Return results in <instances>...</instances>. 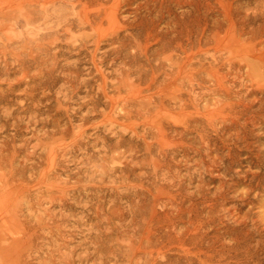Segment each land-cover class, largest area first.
Wrapping results in <instances>:
<instances>
[{"label":"rangeland","instance_id":"374dc122","mask_svg":"<svg viewBox=\"0 0 264 264\" xmlns=\"http://www.w3.org/2000/svg\"><path fill=\"white\" fill-rule=\"evenodd\" d=\"M8 1L15 3L22 0H0V16L3 18H0V156L2 155L0 175H7L5 176L7 179L0 177V188L3 186L0 189V216H2L0 227L2 226L5 233L7 230L9 233L11 229L8 235L12 243L14 241L12 239L20 231L26 233L27 230L24 238L29 235V227L31 231L35 229L34 232L38 236L30 232L33 234L32 239L31 234L30 238L27 237L31 242H28L26 237L24 244L21 237L19 241L22 243L18 242V244L24 246L15 247L17 237L22 235L18 233L16 242L13 243L16 248L14 249L9 247L10 238L7 234L6 236L4 234L5 240L1 239L4 232L0 229V243H3L2 247L4 244L6 246L1 254L3 261L6 260L9 264H23L25 259H28V262L25 260L26 264H47V261L49 264L58 262L63 264L69 262L75 264H264L263 74L258 81L263 87L258 86L259 91L255 88L254 95L247 97L250 100L257 96L263 104L260 112L261 121H257L255 125L251 140L249 139L250 146L249 148L242 146L240 152L236 151L231 159L232 163L231 160H225L219 164L218 170L209 172V177L212 179L205 177L207 180L205 188L209 192L215 191L219 183L218 178L225 182L228 192L222 200H218L219 203L215 202L212 208L208 205L209 201L208 204H204L198 217H196L197 206L192 202L186 201L182 206L184 211L177 213L169 209L168 205L156 200L157 194L153 186L167 180L162 179L160 173L154 176L153 168H150L152 165L147 162L146 165L149 166L145 165L146 159L149 160L146 144L151 139L148 137L142 139L143 134L151 127L150 119L164 116L168 112L171 114L174 112L173 115H176L178 111L174 110L178 109L176 104L178 101L173 99L177 95L182 93L188 103L191 100L189 110L192 111L194 99H198L200 92H206V90H193L190 85H186V80V83L180 82L179 75L188 79L195 65L197 66L195 68L200 69L199 67L215 64L211 58L213 50H209L210 54L201 51L197 57L194 56V60L198 61L194 66H187L186 61L176 55L162 58L165 53L172 52L176 48L177 42L187 46L189 44L187 38H190L194 44L200 41L199 38L208 41L214 30H219V35L224 38L236 34L241 41L245 40L244 51L258 53L261 57L249 62L255 66L259 62V66L256 67L263 70L264 0H120L113 9V13H116L115 19L110 23L104 19L103 12L99 13L102 0H86L89 1V9H83L85 13L87 12L85 17L76 14L78 9L82 8L80 7L82 4L77 0H54L53 4L48 0H35V3H31L32 0H23L22 2L25 1L33 6V20L29 21V24L22 16H19L18 20L8 19L9 15L14 13L13 5ZM45 1L48 3L45 4ZM96 15H99V19ZM100 17L101 20L104 19V28L97 32L91 25L94 18L99 21ZM65 20L68 22L73 20V25L68 32L66 31L67 33L60 31L68 23ZM161 44L169 45L170 50L167 48L162 52ZM157 53L159 56L164 54L159 58ZM215 56L217 61L221 62V58H226L228 54L218 51ZM159 59L163 60L162 65L165 66L160 64L158 71L157 68L152 70L151 66L158 65ZM243 66H245L242 67L244 73L247 66L246 64ZM149 70L156 74L155 77L153 75L154 78L148 74ZM164 70L166 75L163 73ZM221 72L226 73V68L221 69ZM141 73L146 74V77ZM232 81L233 77L227 82L232 83ZM164 83H167L165 88ZM243 84L240 95L253 88L246 81ZM163 89L165 93L170 92L169 96L165 94L166 97L164 92L162 94ZM153 91L158 92L159 95H153ZM205 95L202 96L203 99L209 98L211 101L216 99L214 96L210 98ZM232 99L237 100L238 97L232 96ZM148 100H151L154 106L156 104V107L151 106ZM159 102H162V106ZM147 104L149 106L146 110L149 111L152 107L154 112L151 108L149 112L145 110V113L143 108H147ZM203 104L202 102L201 105ZM163 106L165 108L167 106L168 109L173 108L172 112L170 109L165 111ZM256 107L257 105L252 109ZM138 110L144 113L140 114ZM136 111L137 116H135ZM160 111L166 113L162 114ZM151 112L152 116H150ZM146 114L150 115L146 116ZM144 117L149 118L145 120ZM172 122L170 121V124H176L175 126L181 122L179 127L183 124L179 120ZM215 143L217 146L221 145L218 140ZM179 158L178 156L177 159ZM193 163L194 158L186 164L190 165L189 173L195 177L191 182L185 170V163L181 161L180 167H177L185 186L183 193L194 192L199 184L197 167ZM43 172L44 174H41ZM22 178L24 182L20 180ZM6 180L7 185L4 184ZM140 183L142 184L138 185ZM150 183L149 186L153 190L151 195L154 196L148 195L144 203L143 195L141 197L137 194L142 193L143 185L146 188ZM3 200H8L5 201L6 205ZM136 205L137 209L139 207L144 209L139 208L138 211ZM19 206L24 208L21 209ZM131 206L133 208L130 209ZM95 208H98V211H95ZM6 209L8 214L5 213ZM30 210L32 213L29 212ZM122 210L123 215L120 214ZM42 216L47 224L49 223L47 226L53 224L52 227L55 225L57 227L53 230L47 227H45L47 230L44 227L36 228V226H44L42 223L45 221L41 219V223L35 222ZM107 216L112 222L107 220ZM5 217L8 219L5 220ZM18 218L19 221L15 224ZM32 219L36 224L33 225ZM140 223L142 225L139 226ZM10 224L12 227L18 226L17 232L16 227L12 228ZM100 236L102 238L99 239ZM145 237L157 241L150 248L151 253L146 252L147 254L143 255L139 246L147 242ZM238 238L242 240L240 245L237 242ZM136 247L138 248L135 249ZM10 248L12 251H18L19 248L18 252H12L15 253L14 255L18 253L15 259ZM27 249H30L28 253ZM5 252L7 255L4 254ZM94 252L101 253L94 254ZM203 252L212 255L210 257ZM8 253L9 257L5 258Z\"/></svg>","mask_w":264,"mask_h":264},{"label":"bare ground","instance_id":"6f19581e","mask_svg":"<svg viewBox=\"0 0 264 264\" xmlns=\"http://www.w3.org/2000/svg\"><path fill=\"white\" fill-rule=\"evenodd\" d=\"M23 1V0H22ZM22 1H16L15 3H14V1H10L11 2V4L13 5V9H12V11L14 12V13H11V15H9L10 17L8 18V19H12V18H15V20H18L19 19V16H22V18H23V20H25V22L27 23V24H29V21H31L32 22V17H33V6H32V4H27V2H22ZM35 0H32L31 1V3L32 2H34ZM37 1V0H36ZM39 1V0H38ZM119 1L120 0H102V2L100 3V9H99V13L100 12H103V16H104V19L105 20H107V23H110V21L111 20H114L115 19V16H116V13H113V9L115 8V6L119 3ZM9 2V1H8ZM9 2V3H10ZM46 2L47 1H45L44 3L46 4ZM48 2H52V4H53V2H55L54 0H48ZM47 2V3H48ZM77 2H80L81 4H82V6H80V7H82V8H80V9H78V12L76 13L77 15H81V16H87V12L85 13L84 11H83V9H86V10H88L89 9V1L87 2L86 0H77ZM126 2V1H125ZM35 3V2H34ZM33 3V4H34ZM39 3V2H38ZM37 3V4H38ZM41 3V2H40ZM43 3V2H42ZM99 3V2H98ZM1 4V3H0ZM6 4V3H5ZM9 5V4H8ZM40 6V5H39ZM41 7V6H40ZM84 7H86V8H84ZM88 7V8H87ZM118 9V8H117ZM11 11V12H12ZM35 11H36V6H35ZM3 12V11H2ZM91 12V11H90ZM7 13V11L5 12V14ZM0 14H1V12H0ZM69 14V13H68ZM8 15V14H7ZM6 15V16H7ZM5 16V15H4ZM5 16V17H6ZM97 16V15H96ZM4 17V18H5ZM61 17V16H60ZM98 18L97 19H99V15L97 16ZM0 18L1 19H3L1 16H0ZM17 18V19H16ZM80 19H82V18H80ZM86 19H88V17L86 18ZM104 19H102L101 20V17H100V20L99 21H97V20H95V18H94V21H93V24L91 25V27L93 28V30H95V31H100V30H102L103 28H104V22H103V20ZM68 20V19H67ZM85 20V19H84ZM55 21V20H54ZM66 21V20H65ZM79 21V20H78ZM87 21V20H86ZM16 22H18V21H16ZM30 22V23H31ZM66 22H68V21H66ZM115 22V21H114ZM79 24V23H78ZM73 25V20L72 21H69L68 23H67V25H65V26H63V30H60V31H62V32H64V33H67L68 32V30H70L71 29V26ZM35 26V25H34ZM121 27V26H120ZM4 29V28H3ZM222 29V28H221ZM11 31V30H10ZM9 31V32H10ZM59 31V32H60ZM67 31V32H66ZM215 32H213L212 33V35H211V37L208 39V41H207V39H206V41L204 40L203 41V39L202 38H199L200 39V41H201V39H202V44L200 43V41L197 43V44H194L193 43V41L190 39V38H187V43H189V44H187V46H183L182 45V43L181 42H177V45H176V48L174 49V50H172V52L170 51L169 53H165V55H163L162 56V58H167V57H172V56H174V55H176V56H178L180 59H184L186 62V64H187V66H194L195 65V63L196 62H198V61H195L194 59V56L195 57H197V54H199V52H204L205 54H210V53H208L209 52V50H213V52L211 53V58H212V60L215 62V64H211L210 66H208V67H203V68H201V67H199L200 69H198V68H195V67H197L196 65L194 66V67H192V69L191 70H193V73H192V75L190 76V78H188V79H186L185 77H181L179 74V78H180V82H185V80L187 81V83H186V85H190V87L194 90V89H199V90H206V92L205 93H199L198 95V99H194V103L192 104V111H190L189 110V104H191L190 102H191V100L189 101V103H188V100H186V99H184L183 98V96H182V93L180 94V95H175L176 97L174 98V99H176V100H174L173 99V101H178V103L176 102V104H178V109L177 110H174L175 112L176 111H178V112H176V115H173V113L171 114V113H169L168 111H169V109H170V111H171V109H173V108H167V106H166V108L164 107V109H165V111H166V109H168V113H166V112H164V113H162L161 111V113L162 114H165L166 113V115H164V116H154L155 118H153V120L152 119H150L151 120V127L150 128H148L149 130L146 132V133H144L143 134V136H142V139L143 140H145L147 137L149 138V139H151V141L150 142H148L147 144H146V153H147V155L149 156V160L148 159H146V161H145V165H146V162L147 163H149V165H152V166H150V168L152 167L153 168V172L152 173H154L153 175L154 176H157L158 175V173H160V175H162L163 176V178L162 179H164V180H167V181H164V182H162V183H160V184H158V185H154L153 186V188H154V192L157 194V196H155L156 197V200L158 201V202H160V203H162V204H164V205H168L170 208L169 209H171V210H173V211H175V212H177V213H181V212H183L184 211V209H183V204L186 202V201H189V202H192V204H194L195 206H197V211H196V217H198L199 216V214H200V212H201V209L204 207V204H208V201L210 202L208 205H209V207L210 208H212L211 206H213L214 204H215V202H220V201H218V200H222V198H224V196L226 195V193L228 192V187L226 186V184H225V182L224 181H221V179H219L218 178V181H219V183H218V185L215 187V191L214 192H209V190H207L206 188H205V186H206V184H207V180L205 179V177H209L210 175L208 174L209 172H212L214 169H219V164L220 163H223L225 160L227 161H230L234 156H235V154H236V151H241V149H242V146L244 147H247V148H249V146H250V143H249V139L251 138V136H252V132H253V130H254V128H255V125L257 124V121H259L260 120V112H261V108H262V101H261V99H257V96L256 97H254L253 99H247V97L249 96V95H251V94H253V93H255L256 91L254 90L255 88H257L258 89V86H259V88H261V87H263L262 86V84H261V86L259 85V77H261V75L263 74V76H264V73H263V71H264V64L262 65L263 67H262V69L263 70H261V69H258L256 66L259 64V62H257V65L255 66V65H253V64H251L249 61L251 60V61H253V59H255V58H258V57H260L259 55H258V53H249V52H246V51H244L243 49V47H244V45H245V40H243V41H241V38L239 37V36H237L236 34H230L229 36H228V38H224V37H221L220 35H219V30H214ZM56 33V32H55ZM86 33H89V32H86ZM227 33V32H226ZM50 35V34H49ZM61 35V34H60ZM138 35H140V34H138ZM38 37V36H37ZM57 37H59V36H57ZM137 37V36H136ZM52 39V38H51ZM85 39V38H84ZM53 40H55V39H53ZM88 40V39H87ZM3 44V43H2ZM38 44V43H37ZM212 44V45H211ZM24 45V44H23ZM137 46H139V44L137 45ZM169 45H165V44H161V47L163 48V51L162 52H165V50H167V48L170 50V48L168 47ZM205 46V48H202V47H204ZM26 47H27V45H26ZM161 48V49H162ZM145 49L146 50H148L147 49V47H145ZM160 49V50H161ZM48 50V49H47ZM14 51V50H13ZM30 51V50H29ZM43 51V50H42ZM117 51V50H116ZM218 51H220V52H226L227 54H228V56L226 57V58H224V59H222L221 58V62H219V61H217V58H216V56H215V54L218 52ZM32 52V51H31ZM180 52V53H179ZM23 53V52H22ZM159 54H161V53H159ZM162 54H164V53H162ZM161 54V55H162ZM157 55H158V53H157ZM160 55V56H161ZM223 55V54H222ZM28 56V55H27ZM159 56V55H158ZM160 56H159V58H160ZM261 58V57H260ZM21 59V58H20ZM58 59V58H57ZM158 59V58H157ZM173 60V59H172ZM176 60V59H175ZM263 60H264V58H263ZM159 61H160V59H159ZM162 61L163 60H161L160 62H159V64L158 65H156V66H154V67H152L151 66V64H150V66H151V69L153 70V69H155V68H157L156 69V71H158L159 70V65L161 64H163L162 63ZM165 62H166V60H164ZM171 61V60H170ZM183 60H181V62H182ZM255 61V60H254ZM258 61V60H257ZM172 62V61H171ZM176 62H178V61H176ZM242 62H244V63H242ZM149 63V62H148ZM184 63V62H183ZM182 63V64H183ZM211 63H213L212 61H211ZM170 64V63H169ZM172 64V63H171ZM176 64H179V63H176ZM181 64V63H180ZM188 64H190V65H188ZM246 64V66H247V70L245 71L244 69L245 68H243V70H244V73L242 72V67H245V66H243V65H245ZM173 65V64H172ZM185 65V64H184ZM127 66V65H126ZM130 66V65H129ZM132 66V65H131ZM148 66H149V64H148ZM162 66H165V65H162ZM182 66V65H181ZM186 66V65H185ZM259 66V65H258ZM169 67V66H168ZM213 67V68H212ZM260 67H261V63H260ZM143 68V67H142ZM147 68V67H146ZM150 68V67H149ZM160 68L161 69H163L161 66H160ZM174 68V67H173ZM185 68V70H186V67H184ZM223 68H226V73H222L221 72V69H223ZM129 69V68H128ZM137 69H139V68H137ZM141 69V68H140ZM165 69V68H164ZM170 69V68H169ZM181 69H183V67L181 68ZM131 70V69H130ZM142 70V72H143V69H141ZM147 70V69H146ZM145 70V71H146ZM176 70V69H175ZM173 71V73H175L176 71ZM191 70H187V71H191ZM140 71V70H139ZM150 71V70H149ZM148 71V72H149ZM170 71V70H169ZM172 71V70H171ZM181 71V70H180ZM130 72V71H129ZM136 72V71H135ZM135 72H134V74H135ZM147 72V71H146ZM151 72V71H150ZM148 73L150 76H152L153 77V75H154V77L156 76V74H154V72H153V74H152V72L151 73ZM181 72H183V71H181ZM180 72V74H182ZM202 72H204V74H201ZM132 73V72H131ZM156 73V72H155ZM159 72H157V74H158ZM163 73L165 74L166 73V70H164L163 71ZM169 73V72H168ZM167 73V74H168ZM171 73V72H170ZM172 73V74H173ZM186 73V72H185ZM188 73V72H187ZM190 74H191V72H189ZM126 74H128V73H126ZM140 74V73H139ZM172 74H170V75H172ZM184 74V73H183ZM141 75H144V74H142L141 73ZM146 75V74H145ZM144 75V77H146ZM166 75V74H165ZM169 75V74H168ZM167 75V76H168ZM228 75H231V77H233V81H232V83L230 84L229 82H227V81H229L230 79H231V77L230 76H228ZM132 75H130V77H131ZM159 76V75H158ZM157 76V77H158ZM230 77V79H228L227 80V78L228 77ZM124 77H126V75L124 76ZM138 77V76H137ZM143 77V76H142ZM153 77V78H154ZM174 77V76H173ZM173 77H172V79H173ZM175 77H176V75H175ZM227 77V78H226ZM151 78V77H150ZM152 78V79H153ZM139 79V78H138ZM152 79H150V81L152 80ZM169 79H171V77L170 78H168L167 80L168 81H170ZM264 79V78H263ZM125 80V79H124ZM128 80V79H127ZM156 80H158V78H156ZM260 80H261V78H260ZM172 81V80H171ZM244 81H246V82H248L249 83V86H251V87H253L252 89H249L248 91H246L245 89H247V87H245V93L243 94H241L240 95V91H241V89H242V85H244L243 83H244ZM261 81H263V80H261ZM122 82H123V80H122ZM128 82V81H127ZM152 82V81H151ZM157 83V82H156ZM229 83V84H228ZM153 84H154V82H153ZM165 84L167 85V83H164V88H165ZM170 83H168V85H169ZM175 84V83H174ZM173 84V85H174ZM171 85V84H170ZM176 85V84H175ZM186 85H185V87H186ZM248 86V85H247ZM163 87H161V89L163 88ZM169 87H172V86H169ZM175 87H177V86H175ZM187 87H189V86H187ZM244 87V86H243ZM234 88H236V90H234ZM159 89V88H158ZM166 89H168L169 91H171L169 88H166ZM176 89V88H175ZM159 91V90H158ZM167 91V90H166ZM169 91H167L168 93H170ZM179 91H180V88H179ZM243 91V90H242ZM258 91H259V89H258ZM154 92V91H153ZM163 92H164V95L165 94H167V96H169L168 95V93H165V91H164V89H163V91H162V94H163ZM172 92V91H171ZM173 93V92H172ZM184 93V92H183ZM1 94V93H0ZM154 94H158V92L157 93H153V95ZM195 94H196V92H195ZM205 94H207V95H205ZM159 95V94H158ZM204 95L205 96H207V97H210L211 98V96H214V97H216V99H214V98H212V99H214V101H211V99H209V98H207V99H203L202 98V96L204 97ZM254 95V94H253ZM161 96H163V95H161ZM161 96H160V98H161ZM166 96V95H165ZM164 96V97H165ZM166 96V97H167ZM232 96H237L238 97V99L237 100H233L232 99ZM163 97V98H164ZM165 97V98H166ZM221 97V98H220ZM147 98V97H146ZM151 98V97H150ZM169 98V97H168ZM249 98V97H248ZM170 99V98H169ZM190 99V98H189ZM161 100V99H160ZM159 99H158V101H160ZM164 100V99H163ZM165 100H167V99H165ZM148 101H150V104H151V100H148ZM169 101H171V100H169ZM155 103L157 102L156 100L154 101ZM163 102V101H162ZM162 102L160 103V105L162 104ZM204 103L203 105H201V103ZM153 103V102H152ZM149 104V103H148ZM147 104V108H143L144 109V111L146 110V109H148V106L150 105H148ZM159 105V107H161ZM255 105H257V107L255 108V109H252V107H254ZM151 106H153V107H156V104H155V106H154V103L153 104H151ZM158 106V105H157ZM176 106V105H175ZM162 107V108H163ZM152 107H150L149 108V111H150V109H151ZM176 108H177V106H176ZM111 109V108H110ZM175 109V108H174ZM190 109H191V107H190ZM140 110H142V109H140ZM163 110V109H162ZM139 111V110H138ZM144 111H142L143 113H144ZM147 111V110H146ZM146 111H145V113H146ZM149 111H147V112H149ZM151 111H153V108L151 109ZM156 111V110H155ZM158 111H159V109H158ZM140 112V111H139ZM139 112H138V117H140V114L142 113V112H140V114H139ZM154 112V111H153ZM172 112V111H171ZM131 114H134V113H131ZM161 114V115H162ZM145 114H142V116H144ZM148 115H150V114H146V116H148ZM160 115V114H159ZM132 116H134V115H132ZM135 116H137V111H136V114H135ZM150 116H152V112H151V115ZM177 117H178V119H177ZM147 118H149V117H147ZM146 118V119H147ZM151 118V117H150ZM144 119H145V117H144ZM145 119V120H146ZM148 120V119H147ZM177 120H179V121H182V125L179 127L178 125H179V123H181V122H179L178 123V125L177 126H175V125H171L170 124V121H171V123H173L172 121H177ZM117 121V120H116ZM261 121V120H260ZM145 122V121H144ZM132 123V122H131ZM146 124H148L147 122H145ZM150 123V122H149ZM128 126V125H127ZM150 126V125H149ZM136 130V129H135ZM146 130V129H145ZM138 136V135H137ZM214 136V137H213ZM219 141V143L221 144L220 146H217L216 145V141ZM251 140V139H250ZM3 144V143H2ZM224 150H225V152H224ZM180 157L179 159H177V157ZM0 157H2V155L0 156ZM192 158H194V165L197 167V171H198V182H199V184L196 186V189H195V191L194 192H191L190 194H187V193H183V187L185 188V186H183V183H182V181H183V178L180 176V174H179V171H178V169H177V167H180L179 165H180V162L181 161H183L184 163H185V165L186 164H189V161L190 160H192ZM2 160V159H1ZM5 160V159H4ZM149 161V162H148ZM7 162V161H6ZM143 162V161H142ZM231 163H232V160L230 161ZM218 163V164H217ZM143 164H144V162H143ZM6 165V167H7V164H5ZM126 165V164H125ZM149 165H146V166H149ZM124 166V165H123ZM139 166H141L142 167V165H139ZM144 166V165H143ZM145 166V167H146ZM12 167V166H11ZM125 167V166H124ZM123 167V169H125ZM144 167V168H145ZM9 168V167H8ZM173 168H175L176 170L174 171V170H172L171 171V169H173ZM148 169V168H147ZM189 169H190V165H186V168H185V170L188 172V179H189V181L191 182V181H193V180H195V177L192 175V173H189ZM7 171H9L8 169H6ZM134 170V169H133ZM0 171H1V167H0ZM6 171V172H7ZM14 171V170H13ZM29 171V170H28ZM3 172V171H2ZM6 172H4V174H6ZM11 172V171H10ZM121 172V171H120ZM123 172V171H122ZM147 172V171H146ZM14 173V172H13ZM145 173V172H144ZM0 174H1V172H0ZM8 174V173H7ZM41 174H44V172L43 173H41ZM146 174V173H145ZM207 174V175H206ZM9 175V174H8ZM11 175H12V173H11ZM20 175V174H19ZM123 175V174H122ZM140 175V174H139ZM138 175V177H141V176H139ZM148 175H149V173H148ZM204 175V176H203ZM221 175V174H220ZM3 176V178H5V179H7L5 176H7V175H2ZM2 176L0 175V177H1V179H3L2 178ZM16 176V175H15ZM14 176V177H15ZM35 176V175H34ZM55 176V175H54ZM11 177V176H10ZM143 177V176H142ZM141 177V178H142ZM20 178V177H19ZM40 178V177H39ZM146 178V177H145ZM150 178V177H149ZM152 178V177H151ZM159 178V177H158ZM210 179H212V177H209ZM4 179V180H5ZM9 179V178H8ZM12 179V178H11ZM11 179H9V180H11ZM42 179V178H41ZM147 179V178H146ZM152 179H154V177L152 178ZM161 179V180H162ZM8 180V181H9ZM14 180V179H13ZM19 180V179H18ZM20 180H23V178L22 179H20ZM27 180H29V179H27ZM142 181H143V179H141ZM160 180V179H159ZM34 181L35 180H33V183H34ZM41 181V180H40ZM39 181V182H40ZM43 181V180H42ZM147 181V180H146ZM152 181V180H151ZM17 182V181H16ZM23 182H24V180H23ZM37 182V181H36ZM47 182V181H46ZM152 182H154V181H152ZM151 182V183H152ZM156 182V181H155ZM1 183V182H0ZM7 183V180L5 181V185H7L6 184ZM32 183V184H33ZM42 183V182H41ZM45 183V182H44ZM142 183H144V182H142ZM142 183H140V184H138V185H141ZM148 183V182H147ZM151 183L150 184H147V187L145 188V185H143V187L141 188L142 189V193H139V192H137V193H139V194H137V195H143V202L145 203V201H146V198H147V196L148 195H151V194H153V190L150 188V186L149 185H151ZM10 184H11V182H10ZM13 184H15V183H13ZM21 184H25V183H21ZM39 184V183H38ZM51 184V183H50ZM155 184V183H154ZM1 185V184H0ZM29 185H30V183H29ZM35 185V184H34ZM45 185V184H44ZM138 185L136 186V187H138ZM153 185V184H152ZM25 186V185H24ZM28 186V185H27ZM51 186H53L52 184H51ZM61 186V185H60ZM114 186V185H113ZM132 185H129V187H131ZM3 187V186H2ZM1 187V188H2ZM10 187V186H9ZM37 187V186H36ZM47 187H48V184H47ZM55 187V186H54ZM58 187V186H57ZM140 187V186H139ZM0 188V189H1ZM20 188V187H19ZM44 188H46V187H44ZM43 188V189H44ZM58 188H60V187H58ZM115 188V187H114ZM132 188H133V186H132ZM22 189V188H21ZM20 189V190H21ZM24 189V188H23ZM40 189V188H39ZM42 189V190H43ZM48 189H50V187L48 188ZM61 189V188H60ZM139 189V188H138ZM137 189V190H138ZM25 190V189H24ZM37 190V189H36ZM15 191V190H14ZM28 191V190H27ZM50 191H52V189L50 190ZM60 191V190H59ZM139 191V190H138ZM1 192V191H0ZM11 192V191H10ZM22 191H20V193H21ZM36 192V191H35ZM131 192V191H130ZM14 193V192H13ZM24 193V192H23ZM32 193H34V192H32ZM15 194V193H14ZM19 194V193H18ZM22 194V193H21ZM26 194V193H25ZM68 194V193H67ZM135 194H136V191H135ZM27 195V194H26ZM32 195V194H31ZM61 195V194H60ZM20 196V195H19ZM132 196H133V193H132ZM151 196H154V195H151ZM11 197H12V193H11ZM15 197V196H14ZM13 197V198H14ZM21 197V196H20ZM23 197H27V196H23ZM129 197H130V195H129ZM138 197V196H137ZM142 197V196H141ZM4 198V197H3ZM5 198H7V197H5ZM127 198V197H126ZM132 198V197H131ZM130 198V199H131ZM136 198V197H135ZM9 199H10V197H9ZM8 199V200H9ZM21 199V198H20ZM60 199H63V198H60ZM138 199V198H137ZM8 200H5V201H8ZM13 200H15V199H13ZM12 200V201H13ZM5 201L3 200V202H4V204H5ZM130 201V200H129ZM22 202H24V200L22 201ZM28 202V201H27ZM26 202V203H27ZM32 202V201H31ZM36 202V201H35ZM68 202V201H67ZM142 202V201H141ZM212 202V203H211ZM9 203V202H8ZM15 203V202H14ZM13 203V204H14ZM16 203H17V201H16ZM21 203V202H20ZM112 203V202H111ZM115 203V202H114ZM153 203H154V201H153ZM217 203V205H219ZM10 204V203H9ZM23 204V203H22ZM28 204V203H27ZM27 204H25V205H27ZM113 204V203H112ZM6 205V204H5ZM17 205V204H16ZM24 205V204H23ZM33 205V204H32ZM129 205H130V203H129ZM139 205H141V204H139ZM144 205V207H145V204H143ZM8 206V205H7ZM15 206V205H14ZM14 206H12V207H14ZM28 206V205H27ZM34 206V205H33ZM32 206V207H33ZM97 206H99V205H97ZM112 206V205H111ZM1 207V206H0ZM5 207V206H4ZM17 207V206H16ZM20 207V206H19ZM96 207V206H95ZM114 207H115V204H114ZM139 207V206H138ZM21 209H23L24 208V206H23V208L22 207H20ZM104 208V207H103ZM131 208H133V206H131L130 207V209ZM139 208H142V207H139ZM138 208V209H139ZM214 208V207H213ZM11 209V208H10ZM9 209V210H10ZM33 209V208H32ZM96 209V208H95ZM94 209V210H95ZM98 209V208H97ZM95 210V211H98V210ZM99 209H101V208H99ZM110 209V208H109ZM109 209H108V211H109ZM137 209V205H136V210H138ZM142 209H144V208H142ZM17 210V209H16ZM28 210V209H27ZM34 210V209H33ZM104 210V209H103ZM112 211H114L115 209H111ZM117 210V209H116ZM115 210V211H116ZM146 210V209H145ZM1 211H3V210H1ZM21 211V210H20ZM24 211H25V209H24ZM106 211V210H105ZM107 211V212H108ZM118 211H119V209H118ZM129 211V210H128ZM139 211V210H138ZM29 212H31V210L29 211ZM34 212V211H33ZM107 212H105V213H107ZM111 212V211H110ZM122 212H123V210L121 211V215H123L122 214ZM209 212H210V209H209ZM208 212V213H209ZM5 213L6 214H8V209H6L5 210ZM32 213V212H31ZM45 213H46V211H45ZM104 213V214H105ZM113 213V212H112ZM114 213H118V212H114ZM113 213V214H114ZM118 213V214H119ZM124 213V212H123ZM140 213H141V211H140ZM147 213V212H146ZM30 214V213H29ZM95 214V213H94ZM12 215V214H11ZM17 215V214H16ZM19 215V214H18ZM21 215V214H20ZM31 215V214H30ZM45 215V214H44ZM99 215V214H98ZM130 215V214H129ZM135 215V214H134ZM15 216V215H14ZM39 216V215H38ZM52 217V215H49V217ZM110 217H111V215H109ZM109 216H107V220L109 219L110 220V217ZM0 217H2V216H0ZM4 217V216H3ZM8 217H11V216H9L8 215ZM17 217V216H16ZM19 217V216H18ZM28 217V216H27ZM36 217H37V215H36ZM93 217H95V216H93ZM100 217V216H99ZM98 217V218H99ZM124 217H126V216H124ZM132 217H135V216H132ZM6 218L7 217H5V220H6ZM14 218V217H13ZM24 218V217H23ZM53 218V217H52ZM96 218V217H95ZM97 218V219H98ZM113 218V217H112ZM115 218V217H114ZM8 219V218H7ZM25 219H26V217H25ZM36 219V218H35ZM39 220H37L36 219V223H38L37 221H41V220H43V221H45L44 219H43V216H42V218H38ZM41 219V220H40ZM124 219V218H123ZM132 219V218H131ZM13 220V219H12ZM11 220V221H12ZM22 220V219H21ZM21 220H20V222H21ZM27 220V219H26ZM34 219H32V221H33ZM46 220H48V219H46ZM50 220H51V218H50ZM53 220H55V219H53ZM57 220V219H56ZM59 220V219H58ZM130 220V219H129ZM134 220V219H133ZM3 221V220H2ZM15 221V220H14ZM18 221H19V218H18V220H17V222L15 223V224H17L18 223ZM28 221V220H27ZM42 221V222H43ZM111 221V220H110ZM120 221H122V220H120ZM171 221V220H170ZM9 222H10V220H9ZM23 222V221H22ZM26 222V221H25ZM34 221H33V225H34V223H35ZM46 222V221H45ZM45 222H43L42 224H44V226H36V228H42V227H44V229H45V227H47V228H52V230H53V228L55 227H57L56 225L55 226H53L52 227V223L53 222H50L52 225H50V227L49 226H47V225H49V223L47 224V222L45 223ZM56 222H58V221H56ZM63 221H61V223H62ZM112 222V221H111ZM110 222V223H111ZM132 222V221H131ZM138 222H139V220H138ZM144 222V221H143ZM173 222V221H172ZM171 222V223H172ZM8 223V222H7ZM6 223V224H7ZM35 223V224H36ZM41 223V222H40ZM109 223V222H108ZM130 223V222H129ZM136 223V222H135ZM5 224V223H4ZM3 224V225H4ZM30 224H31V222H30ZM39 224V223H38ZM56 224V223H55ZM131 224V223H130ZM138 224V223H137ZM0 225H2V222L0 223ZM11 225V224H10ZM99 225V224H98ZM97 225V226H98ZM110 225V224H109ZM113 225H114V223H113ZM132 225V224H131ZM140 225H142L141 223L139 224V226ZM16 227V225H13V227ZM22 226H26V225H22ZM59 226V225H58ZM2 227V226H1ZM0 227V229L2 230L3 228H1ZM11 227H12V225H11ZM12 227V228H13ZM18 227V226H17ZM17 227H16V232H17V230L19 229H17ZM32 227V226H31ZM111 227V226H110ZM10 228V227H9ZM8 228V229H9ZM22 228V227H21ZM24 228V227H23ZM28 228V227H27ZM30 228V227H29ZM29 228H28V231H29V235H26L25 236V238L28 236H30V234L33 232L34 234H35V232L34 231H36L35 229H33L34 231H31V230H29ZM33 228V227H32ZM31 228V229H32ZM115 228V227H114ZM146 228V227H145ZM25 229H26V227H25ZM25 229H24V231H25ZM49 229V230H50ZM58 229V228H57ZM138 229H140L139 227H138ZM6 230V229H5ZM20 230H23V229H20ZM40 230V229H39ZM45 230H47V229H45ZM45 230H42V231H45ZM116 230H117V227H116ZM144 231H146L145 229H143ZM8 231V230H7ZM7 231H6V233L4 232V230H2L1 232H4V233H2V235H1V239L4 237V234H5V236H6V234L8 235L9 233H11V229L9 230L10 232L9 233H7ZM12 231H14V230H12ZM139 231V230H138ZM0 232V233H1ZM31 232V233H30ZM39 232V231H38ZM50 232H51V230H50ZM56 232V231H55ZM54 232V233H55ZM112 232V231H111ZM137 232V231H136ZM13 233V232H12ZM19 234L21 233V231L20 232H18ZM18 233H17V235H18ZM26 233H27V230H26ZM25 232L23 233H21L22 235L19 237H17V235H16V237L18 238V240H17V243H16V245H18V246H16L15 245V247H20V246H24V245H20L19 246V244H20V242L22 241L24 244H25V238H24V234H26ZM49 233V232H48ZM54 233H52V234H54ZM13 234H15V231H14V233ZM37 234V233H36ZM35 234V235H36ZM42 234V233H41ZM40 234V235H41ZM112 234V233H111ZM11 236V235H10ZM32 236H33V234H31V239H32ZM37 236H38V234H37ZM50 236H51V234H50ZM55 236V235H54ZM150 236V235H149ZM8 237H9V235H8ZM14 236L12 235V238H13ZM16 237L15 238H13L12 240H14L15 241V239H16ZM21 237H22V239H21ZM27 237V240L30 238H28ZM41 237H43V236H41ZM52 237V236H51ZM93 237V236H92ZM97 237V236H96ZM161 237V236H160ZM10 238V237H9ZM21 239V241H19L20 239ZM23 238H24V240H23ZM37 238V237H36ZM40 238V237H39ZM100 238H102L101 236L99 237V239ZM144 238V237H143ZM142 238V239H143ZM0 239V240H1ZM4 240H5V238H3ZM2 239V240H3ZM94 239V238H93ZM145 239H146V237H145ZM139 240H141V239H139ZM147 240V242H145V243H141V245L139 246L138 244V246H139V248H140V251H142V253H144L143 255H146L147 253L146 252H149V253H151L150 251H151V247H153L154 246V244H156V241H153V239H151V238H148V239H146ZM238 241V243H239V245H240V243H241V239H237ZM14 241H13V243H14ZM101 241V240H100ZM103 242H104V239L102 240ZM101 241V242H102ZM2 242H4V241H2ZM10 243H11V245H10V243H9V247L11 246V247H14V244L12 243V241H11V238H10V241H9ZM16 242V241H15ZM18 242H19V244H18ZM21 242V243H22ZM28 242H31V241H29L28 240ZM98 242V241H97ZM140 242H142V240L140 241ZM5 243V242H4ZM133 243H135L134 241H133ZM139 243V242H138ZM147 243V244H146ZM28 244V243H27ZM27 244H26V246H27ZM94 244V243H93ZM103 244V243H102ZM146 244V245H145ZM2 245H3V243L1 244L0 243V264H9L6 260L5 261H3V255H1L4 251H5V249L4 248H6V246H5V244H4V246L2 247ZM13 245V246H12ZM31 245V244H30ZM33 245V244H32ZM100 245V244H99ZM142 245L144 246V247H142ZM92 246V245H91ZM133 246V245H132ZM14 247V249H16ZM149 247V248H148ZM4 250H3V249ZM94 248H95V246H94ZM93 248V249H94ZM99 248V247H98ZM138 247H136L135 249H137ZM3 251H2V250ZM11 249V248H10ZM112 249V248H111ZM22 250H23V248H22ZM24 250H25V247H24ZM24 250H23V255L25 254L24 253ZM30 250V249H29ZM28 249H27V253H28V251H29ZM101 250V249H100ZM103 250V249H102ZM236 250H237V248H236ZM11 251V254H12V252H16L17 250H15V251H12V249L10 250ZM18 251H19V248H18ZM17 251V252H18ZM94 251H97V250H94ZM108 250H106V252H107ZM113 251V250H112ZM230 251V250H229ZM8 252V251H7ZM7 252H5L4 254H6ZM25 252H26V250H25ZM57 253V252H56ZM97 254V253H101V252H94V254ZM146 253V254H145ZM203 253H206V254H208V252H203ZM223 253V252H222ZM15 253H13L12 255L14 256L13 257V259H15V256L18 254V253H16V255H14ZM93 254V255H94ZM7 255V254H6ZM27 255V254H26ZM211 253H209L208 254V256H210L211 257ZM86 256V255H85ZM96 256V255H95ZM94 256V257H95ZM98 256V255H97ZM119 256V255H118ZM5 258L6 257H9V253H8V256H4ZM17 257V256H16ZM93 257V258H94ZM11 258V257H10ZM24 258H26V256L24 257ZM28 258V257H27ZM48 258V257H47ZM46 258V259H47ZM67 258V257H66ZM86 258V257H85ZM96 258V257H95ZM12 259V260H13ZM31 259V258H30ZM45 259V258H44ZM52 259V258H51ZM55 259V257L53 258V260ZM73 259V258H72ZM80 259H82V258H80ZM92 259V258H91ZM21 260H24V259H21ZM26 261L28 260V259H25ZM24 260V263L26 262ZM43 260V259H42ZM42 260H40L42 263H43V261ZM52 260V261H53ZM17 261V260H16ZM19 261V260H18ZM17 261V262H18ZM47 261V260H46ZM61 261V260H60ZM71 261H73V260H71ZM75 261V260H74ZM84 260H82V262H83ZM28 262V261H27ZM26 262V263H27ZM48 263L47 264H49V261H47ZM53 262H55V261H53ZM78 262V261H77ZM80 262V261H79ZM102 262V261H101ZM23 263V262H22ZM23 263V264H24ZM25 263V264H26ZM30 263V262H29ZM45 263V262H44ZM58 263H62V262H58ZM57 263V264H58ZM16 264H18V263H16ZM63 264V263H62ZM66 264H75L74 262H69V263H66Z\"/></svg>","mask_w":264,"mask_h":264}]
</instances>
